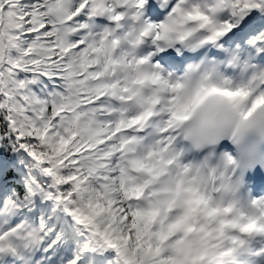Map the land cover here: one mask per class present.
<instances>
[{
	"label": "snow or ice",
	"instance_id": "6c2138e0",
	"mask_svg": "<svg viewBox=\"0 0 264 264\" xmlns=\"http://www.w3.org/2000/svg\"><path fill=\"white\" fill-rule=\"evenodd\" d=\"M0 264H264V0H0Z\"/></svg>",
	"mask_w": 264,
	"mask_h": 264
}]
</instances>
